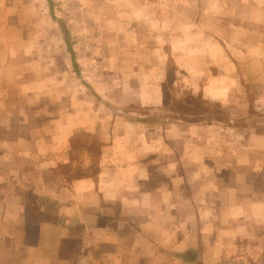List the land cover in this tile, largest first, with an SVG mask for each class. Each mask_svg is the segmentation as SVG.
Listing matches in <instances>:
<instances>
[{
	"label": "crops",
	"instance_id": "obj_1",
	"mask_svg": "<svg viewBox=\"0 0 264 264\" xmlns=\"http://www.w3.org/2000/svg\"><path fill=\"white\" fill-rule=\"evenodd\" d=\"M179 3L191 16L169 20L176 29L162 73L169 57L190 92L214 102L237 87L239 54L248 57L247 72L264 77V0ZM224 12L237 21L227 39L237 40L233 30L248 23L261 32L249 43L229 42L226 52ZM254 82L264 88V78ZM76 100L67 121L55 117L53 135L36 133L30 144L17 129L0 139V264H264V128H238L231 119L228 128L190 124L175 138L172 128L152 134L122 115L104 125ZM143 102L162 103L160 84ZM252 102L263 109L264 94ZM78 131L97 138L96 170L85 151L69 160Z\"/></svg>",
	"mask_w": 264,
	"mask_h": 264
},
{
	"label": "rangeland",
	"instance_id": "obj_2",
	"mask_svg": "<svg viewBox=\"0 0 264 264\" xmlns=\"http://www.w3.org/2000/svg\"><path fill=\"white\" fill-rule=\"evenodd\" d=\"M179 1L0 0V139L14 136L10 131L17 129H23L30 144L37 143L36 133L53 135L55 117L60 113L67 121L69 110H75L69 102L74 97L77 110L87 107L104 125L112 116L122 115L151 127L152 134L172 128L175 138L179 129L190 124L214 129L205 123H219L228 128L231 119L238 128H264V107L252 102L264 94V88L254 82L264 77L246 71L248 57L244 54L237 56V87L227 92L222 89V101L210 109L221 112L218 121L186 122L183 115L188 113L169 100L167 105L143 102L152 95L154 82L175 98L197 95L190 92L185 72L176 71L169 57L164 73L160 71V57L167 50L170 32L176 29L169 20L174 15L191 16L192 8L183 9ZM219 19L226 27L222 37L226 52L229 42L232 46L237 41L249 43L254 33L261 32L248 23L239 25L237 33L233 30L237 40L227 39V31L237 21L227 12ZM156 47L158 51L152 53ZM209 74L205 72L198 84ZM208 103L212 106L214 101ZM74 135L89 140L82 131ZM214 138L218 136L210 135V142ZM225 138L221 137L222 143ZM204 168L209 170L207 164L200 169Z\"/></svg>",
	"mask_w": 264,
	"mask_h": 264
},
{
	"label": "trees",
	"instance_id": "obj_3",
	"mask_svg": "<svg viewBox=\"0 0 264 264\" xmlns=\"http://www.w3.org/2000/svg\"><path fill=\"white\" fill-rule=\"evenodd\" d=\"M174 68V67H173ZM169 93V92H168ZM166 91V88L162 87V104L167 105L168 100L173 102V105H176L180 108V110H183L186 114L188 113V116H184V120L186 122H201L205 121L207 119L209 120H219L221 112L218 113L215 109L214 111H210L211 108L218 107V104L215 102L211 104L212 106H209L210 104L208 101L202 100L199 96H192L190 94L184 96L183 98H175L174 96L168 94ZM220 107V106H219ZM203 113L207 115H202ZM89 137V140H78V138H75V135H72L69 139V160L72 158H76L80 152H87L90 160V165L93 162V159L97 155V150L99 143L94 137ZM93 166V167H92ZM67 167L66 165L62 166V169H65ZM91 169L96 170L95 164L91 165ZM80 173V169H74L72 176H76ZM94 173V172H93Z\"/></svg>",
	"mask_w": 264,
	"mask_h": 264
}]
</instances>
